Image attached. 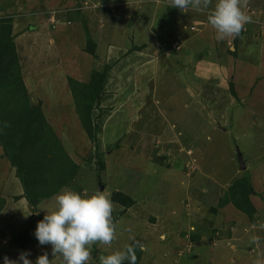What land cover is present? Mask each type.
<instances>
[{"label": "rangeland", "instance_id": "obj_1", "mask_svg": "<svg viewBox=\"0 0 264 264\" xmlns=\"http://www.w3.org/2000/svg\"><path fill=\"white\" fill-rule=\"evenodd\" d=\"M66 2L0 0V25L12 19L10 37L27 93L40 84L39 98L50 102L42 105L48 114L43 116L59 130L65 154L79 168L77 178L58 192H78L75 184L79 192L108 191L111 200L114 194L120 201H112L116 239L108 247L94 245L91 264H99L101 255L123 250L133 237L140 245L136 264H255L264 259V116H258L264 98L249 105L264 91L259 56L264 51V0H248L244 9L251 22L239 37L248 34L261 48L251 54L235 46L234 65L241 63L244 77L234 72L237 67L219 73L213 65L219 60L220 41L204 12L184 13L168 6V0ZM37 12L36 30H29ZM52 16L53 26L42 23ZM200 17L205 30L195 26V34L190 28ZM43 25L54 35L39 33ZM186 33L194 35L186 39ZM198 33H203L201 38ZM177 37L186 40L180 51L170 47ZM239 37L229 44L238 45ZM55 41L62 44L49 45ZM247 43L250 47L252 42ZM76 45L86 54L74 51ZM183 54L204 64H179ZM229 59L224 65L233 63ZM244 60L246 69L241 68ZM108 65L106 84L90 113L94 134L88 136L68 79L87 85ZM18 100L25 104L24 96ZM244 180L254 207L251 217L231 202L220 205L233 182ZM22 189L0 146V209L5 210L0 213V256L18 260L27 252L35 261L47 253L50 264H63L59 254L52 256L50 245L27 241L30 216L20 207L17 218L20 201L14 199ZM125 200L133 203L124 207ZM27 204L23 200L24 207ZM38 205L37 221L54 209L55 196ZM21 219L26 223H18ZM24 244L27 249L20 248Z\"/></svg>", "mask_w": 264, "mask_h": 264}, {"label": "trees", "instance_id": "obj_2", "mask_svg": "<svg viewBox=\"0 0 264 264\" xmlns=\"http://www.w3.org/2000/svg\"><path fill=\"white\" fill-rule=\"evenodd\" d=\"M6 19L7 24L0 25V146L3 156L15 168V175L23 188L22 197L27 200L30 209L34 210L40 201L68 186L75 179L79 168L65 154L57 133L47 124L39 105L30 102L22 81L13 38L10 37L12 19ZM109 68L108 65L104 72L92 77L87 85L68 79L79 121L88 136L94 134L90 119L92 104L98 102L101 96ZM82 90H85L83 94ZM20 95L24 96V105L19 103ZM94 129L97 130V126ZM247 183V180L233 182L228 196L220 205L231 202L251 217L254 207L249 202ZM73 187L78 192L81 189L75 184ZM113 196L112 201L120 203ZM132 203V200H125L122 205L129 207ZM113 217L115 221V215Z\"/></svg>", "mask_w": 264, "mask_h": 264}, {"label": "clouds", "instance_id": "obj_3", "mask_svg": "<svg viewBox=\"0 0 264 264\" xmlns=\"http://www.w3.org/2000/svg\"><path fill=\"white\" fill-rule=\"evenodd\" d=\"M247 3L248 0H215V3L213 0H168V6L181 12L189 9L204 12L217 40L240 36L245 25L251 22L244 11ZM51 22H54L53 16ZM113 212L111 192L90 194L86 189L83 192L62 190L55 195L54 209L37 221L34 235L41 246L50 245L52 256L59 254L63 264H91L93 246L108 247L116 239ZM132 239L133 243L123 250L99 256V264H136L135 252L140 245ZM255 242L259 243V238ZM28 256L27 252H21L18 260L5 256L3 264H50L47 253L38 255L35 261ZM255 264H264V259H258Z\"/></svg>", "mask_w": 264, "mask_h": 264}, {"label": "crops", "instance_id": "obj_4", "mask_svg": "<svg viewBox=\"0 0 264 264\" xmlns=\"http://www.w3.org/2000/svg\"><path fill=\"white\" fill-rule=\"evenodd\" d=\"M64 2L66 3V4H64L63 6H66L67 5V3H69V2H66V0H64ZM50 4H52L53 5V3H50ZM189 10H193V9H189ZM39 13H41V12H37L36 13V16L34 17V18H31V20L34 22V23H31L30 22V24L28 25V26H32L31 28L30 27H28V29L29 30H34L35 29V25H37V16H38V14ZM48 13H49V15H50V10H48ZM51 20H52V17L49 19V21L47 20V21H45V19H44V22H42V23H46V22H49V25H50V22H51ZM14 21V20H13ZM38 23H40V22H38ZM15 24V23H14ZM200 26L201 25V29L200 30H205V26H206V24H205V21H204V19L202 18V17H200V18H198V19H195L194 20V22H193V26L194 27H192V28H190L191 30L190 31H195V34H196V32H197V28L195 27V26ZM36 30V29H35ZM39 33H42L43 35H46V36H48L49 34L50 35H54V34H51V32H50V28L47 26L46 27V25H45V28H44V25L43 26H41V27H39ZM199 30V31H200ZM211 31V30H210ZM201 34H203V33H198L197 35L201 38L202 36H201ZM192 35H194V33H191V34H189V36H187V33L185 34V37H186V39H188L190 36L192 37ZM197 35H196V37H197ZM55 36H56V39H58V40H60V34L59 33H55ZM216 36V35H215ZM241 36H244V38H248V41H246V39H245V41H244V38H241V37H239V39H238V42H236V44H238V45H234V43H232V44H229V41H231L232 39L231 38H228V39H226V40H218V41H220V43H219V49H220V53H219V60H217V61H215L214 63H213V65H215L216 66V68H217V70H219L220 72L219 73H221V71H222V69H225V71H227V72H232L237 66H235L234 65V60H235V58H237V51L238 50H240V48H242V47H244V50H243V48H242V50L243 51H245V50H247L246 52H250L251 54H252V51H253V48H255V50L257 51V52H259L258 51V49H261V48H259V47H257L256 46V43L255 42H253L252 40H250L251 39V37L248 35V34H246V35H241ZM247 36H249V37H247ZM179 38H182V37H177V38H175V39H173L172 40V43H171V45H170V47L174 50V51H180L181 49H182V47L180 46V44L182 43V42H184V41H186V40H184L183 38H182V40L181 41H179L180 39ZM19 40V39H18ZM228 40V42L227 43H225L224 41H227ZM247 42H252L251 44H250V47H249V43H247ZM55 43H56V45L57 46H60V44H62V43H58V41H55L53 44H49L50 46H52V47H56V45H55ZM58 43V44H57ZM243 43H245V46H241V44H243ZM179 44V45H178ZM17 45V44H16ZM235 46H237L238 47V50L235 48ZM49 48V47H48ZM62 48V47H61ZM50 50H51V48H49ZM63 49V51H64V48H62ZM221 49H222V51H223V53L221 52ZM53 50V49H52ZM51 50V51H52ZM75 50H80L81 52H84L83 50H82V47L81 48H79L78 47V45H76L75 46V48H74V51ZM120 50L122 51V53L124 52V50H123V47H120ZM235 51H236V54H235ZM226 52L229 54L228 55V57L229 58H231L232 60H233V63L230 61V64L229 65H232V66H229V65H224V63L226 62V61H229L230 59L228 58V57H226ZM85 54H86V52H84ZM235 54V55H234ZM245 55H246V53H245ZM55 56V55H54ZM221 56H224L225 57V61L224 62H221L220 61V59H221ZM247 56V55H246ZM260 58L262 59L261 60V72H262V74L264 75V51H262L261 53H260ZM56 57V56H55ZM181 58H183V60L181 61V60H179V61H177L179 64L180 63H186V64H188V63H192V65L194 64V65H196V64H198V63H203L204 64V62H202L201 61V59H197V60H193L192 59V61H190V60H186V58H185V54H183V56L181 57ZM184 60H185V62H184ZM246 62L247 61H245L244 60V63H242L243 64V66L241 67L242 69H246ZM212 63V62H211ZM240 65H241V63H240ZM240 65L237 67V69H235V71L234 72H236V74L238 73V75H240V73H239V71H240ZM58 66V65H57ZM239 68V69H238ZM244 75H245V72H242V74L240 75V76H243L244 77ZM263 78H264V76H263ZM184 82H188V81H184ZM202 84H204V81H202L201 82ZM35 86L36 87H34L33 88V86H31V88H33V90H32V92L31 93H33V96H32V94L30 93V91L28 92V93H30L29 94V99H30V102L32 103V104H40L41 105V108H42V105H44V104H48V105H50V102L49 101H43V99H41V98H39V91L40 92H42L41 91V86H40V84L38 83V84H35ZM28 88V87H27ZM30 88V87H29ZM259 95H261V98H253V102L252 103H250L249 105L250 106H253L255 103H256V105H258L259 103H258V101L261 99V101H263V99L262 98H264V91L261 93V94H259ZM245 100L246 99H244L243 100V102H245ZM260 108V111L258 112V116H261V117H263L264 116V108H262V106L261 107H259ZM47 111V110H46ZM46 111L42 108V113H43V115L46 117V116H48V114L46 113ZM76 112V111H75ZM251 115V114H250ZM253 116L255 115V113H253L252 114ZM54 131H55V129H54ZM55 132H59V130L58 131H55ZM1 151H2V148H1ZM120 171V170H119ZM79 173V171H77V174ZM77 178V176L75 177V179ZM22 194H23V189H22V192H20V193H18V194H15L14 195V197L15 196H19L18 198H14L15 199V202L16 201H20L19 203H20V205H18V209L16 210L17 212V218H18V215L20 214V212H19V209H20V207H23L24 209H25V211L27 212V214H28V216H30V219L29 220H27L28 222V225L30 226L29 228H30V230H28L29 231V234H30V239H28V241H30L31 240V242H32V240L34 241V240H36V238H35V235H34V232H35V228H36V223H37V217H36V215H38L39 213H38V211L36 210V211H34L35 210V208H37L39 205V203L41 202H39L37 205H36V207L34 208V210H32V209H30V207H29V204H27V206H25L24 207V205H23V200H25L26 202H27V200L24 198V197H22ZM55 195H53L52 197H50V198H53ZM13 197V196H12ZM46 199H44V200H42V201H45ZM116 202V201H115ZM28 203V202H27ZM118 203V202H117ZM22 205V206H21ZM3 207V206H2ZM7 207V206H6ZM2 209H0V213L2 212V213H4L3 211H5V210H3V211H1ZM35 216V217H34ZM40 218H43V217H40ZM39 218V219H40ZM41 220V219H40ZM25 220H22L21 219V221H18V223H26V222H24ZM20 225V224H19ZM10 233H11V231H7V234L8 235H10ZM4 238V241H5V237H3ZM16 239V238H15ZM7 241H9V240H7ZM35 242H37V245H38V247H41V245L38 243V241L36 240ZM14 244V243H13ZM18 245H21V244H17L16 243V246L18 247ZM43 246H45V245H43ZM20 248H23V249H27L26 248V245L24 244V245H22V246H20ZM2 261H4V256H0V264H3V262Z\"/></svg>", "mask_w": 264, "mask_h": 264}, {"label": "water", "instance_id": "obj_5", "mask_svg": "<svg viewBox=\"0 0 264 264\" xmlns=\"http://www.w3.org/2000/svg\"><path fill=\"white\" fill-rule=\"evenodd\" d=\"M237 156L239 157V160H241L240 153H237ZM241 167H242V165H241ZM100 188H101V186H100Z\"/></svg>", "mask_w": 264, "mask_h": 264}]
</instances>
